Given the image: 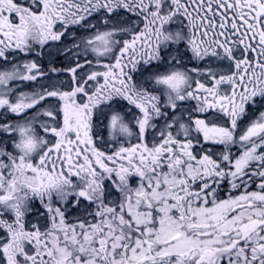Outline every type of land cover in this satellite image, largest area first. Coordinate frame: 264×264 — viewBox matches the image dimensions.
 I'll return each instance as SVG.
<instances>
[{"label": "snow or ice", "instance_id": "1", "mask_svg": "<svg viewBox=\"0 0 264 264\" xmlns=\"http://www.w3.org/2000/svg\"><path fill=\"white\" fill-rule=\"evenodd\" d=\"M0 264H264V0H0Z\"/></svg>", "mask_w": 264, "mask_h": 264}]
</instances>
